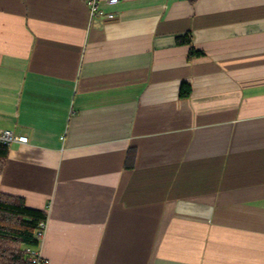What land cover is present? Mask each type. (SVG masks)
Here are the masks:
<instances>
[{"label": "crops", "instance_id": "obj_1", "mask_svg": "<svg viewBox=\"0 0 264 264\" xmlns=\"http://www.w3.org/2000/svg\"><path fill=\"white\" fill-rule=\"evenodd\" d=\"M87 1L0 0V193L46 213L40 264H264V0Z\"/></svg>", "mask_w": 264, "mask_h": 264}, {"label": "trees", "instance_id": "obj_2", "mask_svg": "<svg viewBox=\"0 0 264 264\" xmlns=\"http://www.w3.org/2000/svg\"><path fill=\"white\" fill-rule=\"evenodd\" d=\"M177 43L189 46L188 59L202 56L187 36L178 37ZM190 85L181 83L179 96L187 97ZM9 146L0 145V172L4 169ZM46 220V213L26 207L21 197L0 193V264H32L25 248L37 245L35 231Z\"/></svg>", "mask_w": 264, "mask_h": 264}, {"label": "built area", "instance_id": "obj_3", "mask_svg": "<svg viewBox=\"0 0 264 264\" xmlns=\"http://www.w3.org/2000/svg\"><path fill=\"white\" fill-rule=\"evenodd\" d=\"M119 0H89L86 5L88 7V12L90 17H101L106 20H112L115 18V14L111 10H106L105 7H113L118 4ZM28 138L25 135H16L11 130L0 128V145L10 146L11 144H26ZM46 228V220L41 221L35 231V238L37 240V245L34 247L25 248V253L32 264L42 263L40 257L39 248L42 243Z\"/></svg>", "mask_w": 264, "mask_h": 264}]
</instances>
